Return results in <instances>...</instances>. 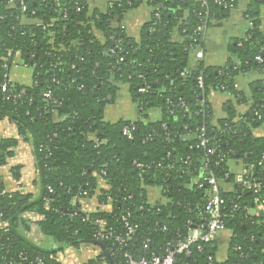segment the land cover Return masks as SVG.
I'll return each instance as SVG.
<instances>
[{
	"label": "trees",
	"instance_id": "1",
	"mask_svg": "<svg viewBox=\"0 0 264 264\" xmlns=\"http://www.w3.org/2000/svg\"><path fill=\"white\" fill-rule=\"evenodd\" d=\"M146 1L154 8L152 18L135 40L112 23L142 0H121L94 14L85 0H0V116L15 121L24 140H32L42 184L37 198L8 192L0 174V264L29 263L37 255L50 260L65 246L95 241L103 247L95 245L96 256L85 264H98L102 257L110 264L105 248L114 264H122L112 242L96 239L95 221L105 220L107 228L119 233L125 212L137 225L129 241L135 257L163 256L169 242L188 236L189 222L200 227L210 218L204 211L212 191L206 178L237 184L232 191L220 186L225 227L233 232L227 256L217 258L215 241L199 242L190 254L177 255L178 263L207 264L213 255L214 264H264V214L249 212L264 207V133L257 134L264 131V87L254 93L245 114L231 106L225 118L216 119L209 99L213 91L236 94L238 74L264 70L261 19L248 13V35L231 49L235 60L222 68L200 62L191 69L190 53L204 46L198 28L225 19L240 0ZM25 19L34 22L24 24ZM176 27L183 42L172 40ZM18 54L33 67V83L12 82L3 91ZM119 84L128 85L138 105L135 121L104 120ZM47 91L51 98L44 96ZM152 109L162 117L146 121ZM125 127L131 138L123 134ZM205 139L209 141L203 144ZM17 143L0 138V168ZM233 159L242 160L252 174L239 180L229 170ZM103 182L107 188H101ZM251 183L260 184L258 191ZM152 186L160 188L165 202L149 203L147 187ZM94 196L100 205L111 200L112 209L84 211L82 201ZM27 214L39 219L32 221ZM33 225L38 235L31 237ZM40 235L51 244H40Z\"/></svg>",
	"mask_w": 264,
	"mask_h": 264
},
{
	"label": "crops",
	"instance_id": "2",
	"mask_svg": "<svg viewBox=\"0 0 264 264\" xmlns=\"http://www.w3.org/2000/svg\"><path fill=\"white\" fill-rule=\"evenodd\" d=\"M121 0H85L89 13L96 12L105 13L114 4ZM154 8L146 0H142L141 4L128 10L121 20L116 19L113 27H121L127 36L140 40L145 26L151 21ZM249 12L259 15L261 19L260 30L264 33V4L255 6L251 0H240L238 5L233 8L231 13L221 21H213L207 29L204 39V56L199 59L195 51L190 53L189 68L195 69L200 62L205 67L222 68L230 61L235 60L232 48L236 43L245 39L248 35L251 18ZM24 24H33V19H25ZM98 38L103 39V34L96 31ZM186 38L181 35L179 27H176L173 34V42L180 43ZM196 50V49H195ZM33 67L24 64L22 56L18 54L15 62L10 70L11 80L21 85H32L33 83ZM119 91L114 100L110 98V102L105 107L104 120L109 123H116L121 120L135 121L139 118L138 105L132 100L129 87L125 84H119ZM235 87L238 92L236 94L213 91L210 94V102L216 119L225 118L227 116L226 107H234L240 114H245L254 104L255 92H259L260 87H264V70L247 71L240 73L235 77ZM113 100V101H112ZM146 121H156L162 117L159 109H152L147 112ZM55 119L58 115H54ZM262 129L257 130L258 135H262ZM0 138L16 139L17 145L11 148L12 155L7 158V162L0 168L1 182L8 192L20 191L26 194H32L34 198L39 197L42 193L41 170L39 160L36 156L35 146L32 140L25 141L20 135L19 129L15 121L8 117L0 116ZM229 170L231 173L241 176L246 172L253 171L247 168L242 160H230ZM220 186L226 191H232L237 184L220 182ZM101 188H105L101 184ZM147 196L150 204L154 205L159 202H165V198L161 195L158 187H147ZM82 209L87 212L98 210L99 202L94 196L82 201ZM112 205H107L104 210L109 211ZM264 209L263 206H255L249 210L253 215H260L259 212ZM28 217L36 216L35 214H27ZM233 236L232 230L225 228L216 238L218 247L217 257L220 261L226 259L227 251Z\"/></svg>",
	"mask_w": 264,
	"mask_h": 264
},
{
	"label": "built area",
	"instance_id": "3",
	"mask_svg": "<svg viewBox=\"0 0 264 264\" xmlns=\"http://www.w3.org/2000/svg\"><path fill=\"white\" fill-rule=\"evenodd\" d=\"M13 1V0H11ZM205 4V2H203ZM227 7V5H225ZM23 11L27 10V6L22 4ZM208 29V22L205 21L199 28V33L202 34L203 40L206 37ZM196 56L199 59H202L204 56V48L203 46L198 47L195 51ZM258 60H262L261 57H258ZM10 74L5 75V81L1 85V88L3 91H7L8 85L12 83ZM198 85L199 88L203 91L204 89V78L202 75L198 77ZM141 92H145L146 88H141ZM21 96V94L19 95ZM44 96L46 98H51V92L47 91L44 93ZM123 134L131 138V134L128 130V127H125L123 130ZM209 140L205 139L203 141V144L207 143ZM141 167L142 165L139 164ZM228 175V174H227ZM206 180L212 185V191L211 194L208 197L205 210L210 218L207 220V223L205 225H201L200 227H193L192 223L189 222V234L186 237H180L176 241L172 243L167 244V252L165 255H156L153 254L150 257L142 256L140 258L135 257V255L129 250V241H131L133 234L136 231L137 225L133 224L131 222V216L129 212H125L121 216V223L123 224V231L116 232L113 228H107V223L105 220L98 219L95 221V225L97 226V231L95 233V237L97 240H106L112 242L114 249L119 251L121 253V256L123 258L122 264H186V263H178L176 256L179 254H190L192 252V248L194 245L200 243H210L213 241H216L217 235L224 230L225 222L224 219L227 216L223 212V205L225 204V199L220 194V182L216 181L215 178H209ZM103 185L105 188H107V185L105 182H103ZM250 188H253L255 191H258L260 188V184H249ZM49 192L53 193L54 189L53 187H48ZM160 189V188H159ZM111 200H109V204H111ZM108 204V205H109ZM107 205H99L100 210H104V207ZM32 221H36L39 219V217L32 216L29 217ZM28 235L31 237L38 235V228L33 225L30 232H28ZM40 237H42L40 235ZM43 238V237H42ZM44 239V238H43ZM199 249H201L200 246H198ZM113 249V248H112ZM236 249H239V247H236ZM110 252V251H109ZM94 255L93 257H95ZM218 258V257H217ZM215 256L210 255L208 257V263L207 264H214L215 262ZM7 264H63L57 260L50 259L48 260L46 257L42 255H37L32 261L29 263H21V262H15L11 261ZM85 264V263H84ZM98 264H107L106 260L102 257Z\"/></svg>",
	"mask_w": 264,
	"mask_h": 264
},
{
	"label": "rangeland",
	"instance_id": "4",
	"mask_svg": "<svg viewBox=\"0 0 264 264\" xmlns=\"http://www.w3.org/2000/svg\"><path fill=\"white\" fill-rule=\"evenodd\" d=\"M36 240L42 245L51 244L42 237ZM95 248L93 243L81 242L79 246L69 245L57 250L54 254H51V258L63 264H84L95 255Z\"/></svg>",
	"mask_w": 264,
	"mask_h": 264
},
{
	"label": "water",
	"instance_id": "5",
	"mask_svg": "<svg viewBox=\"0 0 264 264\" xmlns=\"http://www.w3.org/2000/svg\"><path fill=\"white\" fill-rule=\"evenodd\" d=\"M247 173H248L249 175L252 174V172H251L250 170H249ZM254 174H255V173H253V175H254ZM259 214H260V215H263V214H264V210L262 209V210L259 212ZM94 244L97 245V246H99V247H103V243L100 242V241H95ZM104 251H105V253L107 254V257H108V259H109L110 264H114V263H113L112 256H111L109 250H108L107 248H105Z\"/></svg>",
	"mask_w": 264,
	"mask_h": 264
}]
</instances>
